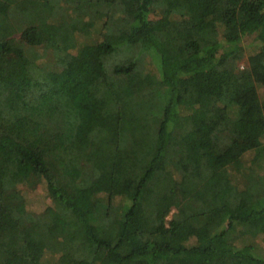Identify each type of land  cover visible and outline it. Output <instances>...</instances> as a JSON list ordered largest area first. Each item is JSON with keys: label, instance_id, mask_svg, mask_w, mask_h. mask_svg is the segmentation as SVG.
<instances>
[{"label": "trees", "instance_id": "trees-1", "mask_svg": "<svg viewBox=\"0 0 264 264\" xmlns=\"http://www.w3.org/2000/svg\"><path fill=\"white\" fill-rule=\"evenodd\" d=\"M99 21L102 73L71 70ZM3 53L0 264H264V0H0ZM41 181L49 211L11 208Z\"/></svg>", "mask_w": 264, "mask_h": 264}, {"label": "rangeland", "instance_id": "rangeland-1", "mask_svg": "<svg viewBox=\"0 0 264 264\" xmlns=\"http://www.w3.org/2000/svg\"><path fill=\"white\" fill-rule=\"evenodd\" d=\"M240 2V0H229L230 5H237ZM151 19H156L158 17V14L151 13L150 15ZM102 33L103 29L101 28V22L99 21L98 24L89 31V33H86L85 35L76 34V46L64 53L66 58L69 60L68 63L70 66V69L73 70L75 67L84 66L86 68V71L91 74H100L102 73L101 67L98 65V61L95 60L91 55L88 54V49H84L82 52V49L85 46H91L92 44H95L100 39H102ZM259 43L255 40V35H247L245 36L241 42H240V48H241V57L238 59L237 64L240 66V68H244L247 65L248 57L255 53L259 49ZM39 51H42L43 48H37ZM11 62L16 67L20 68V71L24 74L22 68L20 67L22 64V60L16 56L13 55H7V54H0V64H6L7 62ZM44 61L49 62L51 67H54V64L56 63V58L54 56V51H49L47 53L46 58ZM151 69H154V65L150 66ZM154 71V70H153ZM157 74V70L155 68V71ZM25 75V74H24ZM118 90L121 92V94H129L134 93L139 90V85L137 82L132 80H126L122 83L118 84ZM259 93L260 97L264 100V86H259ZM96 118L95 120L97 122H106V118L104 119L101 116L102 109H96ZM101 111V112H100ZM205 133H211L209 129H207V132ZM241 133L238 131H234L231 134V137L233 138H240ZM205 136L203 135L200 137L199 142L204 143ZM252 157V153H248L245 156V161H250ZM21 193L22 195L14 200L8 201L11 208L14 210H17L18 212H25L27 210H30L35 213H42L47 212L52 207V199L50 198L46 183L44 181H41L35 186H28V185H20ZM116 203H118L116 201ZM236 237H241L237 239V242L240 244H243L245 242L251 241L252 237L251 235H241L240 232L235 234ZM193 242V241H192ZM256 242H260V239L258 238ZM196 259H198L196 257ZM200 259V258H199Z\"/></svg>", "mask_w": 264, "mask_h": 264}]
</instances>
